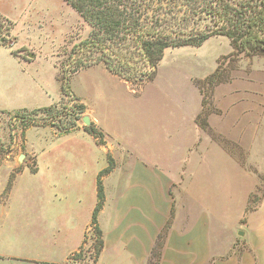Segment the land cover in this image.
Here are the masks:
<instances>
[{"label":"crops","instance_id":"obj_1","mask_svg":"<svg viewBox=\"0 0 264 264\" xmlns=\"http://www.w3.org/2000/svg\"><path fill=\"white\" fill-rule=\"evenodd\" d=\"M52 1L0 0V15L11 21L13 37L11 44L0 41V110L51 106L63 96L55 57L42 50L43 33L48 27L63 28L64 41L66 30L83 18L55 0L64 13L69 12L62 17ZM71 14L75 21L66 18ZM86 26L83 38L90 31L87 22ZM168 51L155 79L137 94L105 65L72 76L73 93L86 105L91 123L105 134L104 145L81 124L63 134L50 125L26 130L27 152L38 162L46 158V185L52 193V204L43 207L41 218L44 222L66 218V223L56 225L59 235L32 255H0L62 264L84 246V257L93 258L97 181L111 155L115 166L103 177L106 201L98 214L104 248L95 264H148L167 226L158 264H264V197L250 207L251 180L241 175L229 150L197 123L203 93L195 79L210 73L198 72L177 58L167 64ZM50 67L57 83L45 75ZM255 70L259 72L256 66ZM251 74L216 86L212 98L219 113H211L207 122L213 133L244 141V147L252 149L247 141L264 140V117L257 121L248 115L255 105L249 95L258 89L250 83L261 80ZM78 76L84 78L83 89L75 87ZM33 130L36 135L31 138ZM64 159L70 167L61 179L56 165ZM17 179L5 203L10 202Z\"/></svg>","mask_w":264,"mask_h":264},{"label":"trees","instance_id":"obj_2","mask_svg":"<svg viewBox=\"0 0 264 264\" xmlns=\"http://www.w3.org/2000/svg\"><path fill=\"white\" fill-rule=\"evenodd\" d=\"M90 26L87 37L72 47L68 62L61 68L60 81L62 94L71 95L74 101L80 99L73 93L71 78L81 69L104 64L108 70L126 82H133L140 91L152 82L159 64L168 48L182 46H202L214 36H227L233 48L223 58L230 57L234 62L242 57L264 55V0H65ZM73 56H78L74 58ZM70 58H72L70 60ZM230 81L219 60L214 72L202 79H195L203 97V110L197 116V123L209 129L207 117L211 114L206 106L211 105L204 98V87L208 84L212 94L216 86ZM63 96L61 99H63ZM74 120L68 125H56L48 121L61 113L57 104L36 109L23 108L14 112L0 110V113L13 114L15 120L31 126L50 125L58 127L61 134L77 127L86 105H76ZM74 111V109H73ZM47 115L40 121V114ZM85 130L104 145L105 134L95 124L84 126ZM108 166L98 176V204H96L92 224L96 233L95 260L104 248L103 233L98 222V214L106 201L103 177L115 166L109 157ZM36 172V169L33 170ZM14 177V176H13ZM9 179V185L12 180ZM169 226H167L168 228ZM160 234L148 264H158L166 229ZM82 246L70 259L83 258Z\"/></svg>","mask_w":264,"mask_h":264},{"label":"rangeland","instance_id":"obj_3","mask_svg":"<svg viewBox=\"0 0 264 264\" xmlns=\"http://www.w3.org/2000/svg\"><path fill=\"white\" fill-rule=\"evenodd\" d=\"M61 1L63 5L75 12V10L63 2V0ZM62 4L58 5L57 3H53V5L57 7V13H60V15L64 17L65 13L68 15L69 12L66 10L64 13L63 10L65 8L60 7ZM75 14L77 15L76 12ZM2 18L7 20V22L6 25L0 29V39L2 38V35L6 36L5 41L1 42L11 44L13 42L11 32L12 23L4 16H2ZM66 18L71 22L75 21L74 14H71ZM86 27V21H83V19L76 24H73L72 30H66L64 41L61 40L63 37V28L55 30L48 27L46 33H43L46 45L43 46L42 50L47 54H53L55 57L56 63L59 66V79L61 76V68L69 61L68 55L72 47L83 39ZM230 46L229 39L226 36L220 35L213 37L210 40L208 39L199 47L182 46L174 49L168 48L167 59L169 60L167 61V64L170 63L171 58H177L180 59L181 62H190L198 72L211 74L217 68L216 60L218 59V61L220 60L223 63L224 72L230 75V80L234 78L243 80L248 74L252 73L251 75L261 80L259 84V81H256L255 84L250 83L253 86L257 85L258 89L255 90L254 94L252 93L249 95L255 105L253 106V109L250 110L251 113L248 115H252L250 117L258 121L259 118L264 117V55L253 56L251 58L242 57L234 62L230 57L223 58L224 55L230 53ZM228 49L230 50L227 52ZM73 57L77 58L78 56ZM71 59L72 58H70V60ZM254 66L259 68V72L258 70L253 71ZM45 75L49 79L52 78L56 83L58 82L51 67L46 68ZM83 79L84 78L78 76L74 80L77 89L84 88ZM56 83L54 84L56 85ZM128 85L135 94L141 92L140 90L137 91L138 86L133 82H128ZM204 93L205 100L208 101V103H212V106H206L207 110H210L211 113H219V110L215 109L213 105L212 96L214 92L212 94L211 87L208 84L204 87ZM80 103V101H74L70 94L63 96V99L57 103L58 108L61 109V113L51 120L50 117H48L47 123L53 121L58 126L60 124L68 125L74 120L77 111L76 105ZM87 114L88 113L85 112L81 115L82 117L77 120V125L81 124L85 126L82 118ZM46 117L47 115L44 113L38 116L40 121ZM261 128L262 125L258 124L257 129L261 130ZM23 129L24 123L20 120H15L13 114H5L4 112L0 113V253L6 255L24 254L26 256L38 252L41 249L43 242L44 244H48L51 239L59 235L56 225H61L64 222L66 223V218H62L59 221H57V219H50L47 222H44L43 218H41L44 212L43 207L52 204L51 189L46 185L47 164L44 162L46 158H41L38 162L34 154L27 152L23 138ZM55 129L60 133L58 127H55ZM206 131L215 140L220 142L222 146L229 150L232 157L237 160V164L240 165L238 169L241 171V175L244 176L245 180L250 179L252 183L250 207L258 205L260 200L264 197V140L260 141L261 139H256L254 141H247L246 144L252 145L251 149V147H244V141H229L228 138L219 136L213 133L210 129H206ZM35 135V130L31 131L30 137L32 138ZM258 137H261V135ZM57 164V168L63 173L60 174V178L62 179L65 177L63 175L68 173L70 165L68 164L67 159L62 160L61 163L59 162ZM38 168H41L40 172ZM34 169H36V172H33ZM19 175L20 177L17 179ZM11 177L14 179L12 180L11 185H9V179ZM15 179H17L16 186L10 197V202L5 203L11 194ZM63 182L66 184L65 186L63 185V192H66L68 189L67 183H65L66 179H64ZM64 200L65 198H63V201ZM63 203L64 202L58 204L62 205ZM67 203H69V201ZM83 209H85V206ZM83 218H85L84 213ZM71 225L72 220L69 219L68 226ZM95 249L93 250L94 252ZM95 261V256L93 258H85L83 249L82 259L78 260L76 257H73L70 261L62 264H95ZM0 264L35 263L29 259L25 260L23 258V260L17 261L15 258L0 255Z\"/></svg>","mask_w":264,"mask_h":264},{"label":"built area","instance_id":"obj_4","mask_svg":"<svg viewBox=\"0 0 264 264\" xmlns=\"http://www.w3.org/2000/svg\"><path fill=\"white\" fill-rule=\"evenodd\" d=\"M7 20H5L4 18H2V16H0V29L3 28L6 25ZM5 35H2V38L0 39V41H5ZM137 91H139V89H137Z\"/></svg>","mask_w":264,"mask_h":264},{"label":"water","instance_id":"obj_5","mask_svg":"<svg viewBox=\"0 0 264 264\" xmlns=\"http://www.w3.org/2000/svg\"><path fill=\"white\" fill-rule=\"evenodd\" d=\"M31 56H33L32 54H31ZM82 120H83V122L85 123V125H90L91 124V120H90V117L89 116H84L83 118H82Z\"/></svg>","mask_w":264,"mask_h":264}]
</instances>
